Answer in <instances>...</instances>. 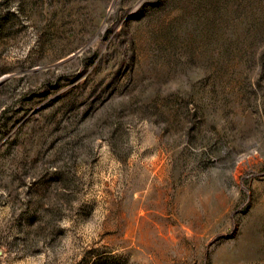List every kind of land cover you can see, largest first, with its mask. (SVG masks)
<instances>
[{"label": "rangeland", "instance_id": "374dc122", "mask_svg": "<svg viewBox=\"0 0 264 264\" xmlns=\"http://www.w3.org/2000/svg\"><path fill=\"white\" fill-rule=\"evenodd\" d=\"M0 264H264V0H0Z\"/></svg>", "mask_w": 264, "mask_h": 264}]
</instances>
